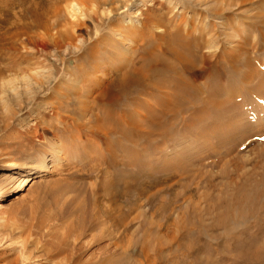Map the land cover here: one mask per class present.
<instances>
[{
    "label": "rangeland",
    "instance_id": "rangeland-1",
    "mask_svg": "<svg viewBox=\"0 0 264 264\" xmlns=\"http://www.w3.org/2000/svg\"><path fill=\"white\" fill-rule=\"evenodd\" d=\"M88 1L84 5L78 2L85 17L76 13L80 25L71 28L68 21L75 20L69 0H0V45L11 41L17 47L8 50L0 46V177L9 169L16 175V180L0 183V219L4 223L0 224V239L6 238L0 242V264H62L63 258L69 259L73 253L77 256L73 254L70 263L82 262L95 252L97 244L107 246L110 237L105 231L97 243L93 237L98 232L87 230L75 239L78 208L92 218L101 215L97 210L105 214L115 205L121 207L119 213L128 214L126 223L132 220L129 231L119 230L116 235L126 264H151L141 252L146 239L150 240L151 258L152 251L166 255L177 250L175 261L171 258L169 264L181 261L180 254L188 245L199 251L201 259H214L217 248L230 250L231 238L226 236L249 227L254 230L251 225L257 219L264 221V40L241 22L255 7L264 10V2L242 8L237 15L215 18L202 10L206 0H192L190 7L186 0ZM150 9L155 17H161L163 25L150 23L149 31L132 17ZM128 27L135 34L127 32ZM175 29L177 40L190 38L183 48L192 52L193 67L185 79L205 87L202 100L211 95L214 105L205 112L207 108L198 101L194 110L184 112L183 120H172L171 135L164 145L165 139L159 137H151L149 147L146 140L138 141L136 150L146 160L150 177L160 183L144 188L149 190L147 195L133 192L110 203L99 197L98 183L105 170L93 169L95 154L111 148L115 158L123 157L127 146L121 148L123 152H114L125 136L118 135V140L117 135L102 136L99 140L95 134L97 126L106 123L100 118L103 110L115 101L110 96L103 106L95 99L107 85L100 79L108 66L123 68L128 61L132 64L141 58L146 43L142 33L159 37L153 45L159 50L163 38H170L165 37L166 32ZM65 33L72 35L73 43L62 40ZM229 33L237 37L227 40ZM211 35L217 38L211 39ZM244 35L248 37L244 39ZM67 41L72 45L67 46ZM196 44L199 50L191 48ZM81 56L84 59L79 60ZM211 63L213 94L207 91L205 81ZM168 82L162 92L175 100L173 87L180 83L174 78ZM160 93H141L143 97L130 109L139 113L147 107L157 110ZM71 98H76V103H70ZM125 103V98L120 99V104ZM197 112L205 118H197ZM134 117L142 121L140 115ZM190 120L193 124L189 125ZM56 144L65 148L64 154H53ZM155 146L161 147L151 151ZM43 160L45 172L38 173ZM118 170L125 171L123 166ZM127 174L128 169L123 175ZM218 218H227V224L217 226ZM106 249L110 251V247Z\"/></svg>",
    "mask_w": 264,
    "mask_h": 264
},
{
    "label": "bare ground",
    "instance_id": "bare-ground-1",
    "mask_svg": "<svg viewBox=\"0 0 264 264\" xmlns=\"http://www.w3.org/2000/svg\"><path fill=\"white\" fill-rule=\"evenodd\" d=\"M60 1L66 2L68 0H60ZM69 1L72 3L69 8L72 11L74 10V13L71 15V17L73 16L72 18L75 20V22L74 21L73 22L68 21V24L72 26L71 28H73L76 25L77 26L80 25L78 20L75 19L77 16L76 13L79 14L80 17L81 16H83V18L85 17L84 13L81 12L82 10H80L81 7L79 6V4L84 5L83 4L84 2H89V1L88 0H78L79 4L76 0H69ZM109 1L111 3L115 2V0H109ZM142 1H144V0H142ZM206 1L207 2H203V6H204V8L202 9L203 12L207 16H213L215 18H219L220 16H223V15H226V16H230V15H234V14L237 15L238 12H240V10L242 8L249 7V6L255 7L258 4H262V2H264V0H206ZM106 2H108V1H105V3ZM193 2L194 1H192V0H186L185 1V3H187L186 5L188 7H190L192 4H194ZM94 3H96V2H94ZM151 5L153 6L152 3H151ZM134 6L137 7L136 5H134ZM250 12L252 15H249L250 17L245 16V18H243V20L241 22L246 27L250 28V30L251 29L254 30L256 32V37L259 40H264V10L262 8L260 9L258 7H255L253 10H250ZM33 15H34V13L32 14V16ZM137 15H136V13L133 14L132 18H136L137 21H139V22H137V21L136 22L139 25H141L142 28L144 27L146 30L150 31L152 24L163 25V20L161 19V17H155L156 13H154L153 10H151V9L149 11L147 10L146 12H142L141 14H137ZM107 22L108 21H106V24H107ZM225 22H226L225 25H228V26L232 25L233 26L232 22H230V21H225ZM150 23H152V24L150 25ZM20 24H22V23L20 22L19 24H17L18 27L22 26ZM36 25H37V22H36L35 26ZM126 30L130 34L134 33L133 28L132 29L129 28ZM22 32H23V30L19 31L17 33H18V35H20ZM14 34H15V32H14ZM3 35H5V33H3ZM34 35L37 36V34H34ZM141 35H142V36H140L141 39H143V41L146 42L144 45L145 47H143L141 49L142 50L141 58H138L132 64H129L130 61H128L126 63L127 65H125L126 67H123V68L117 67L118 69H115V67L109 68V66H108L106 68L107 71L106 72L104 71L105 72L103 75L104 77H102L100 79V82L103 81V83L107 84L106 88L103 91H100L97 96H95V99L100 101L103 104V106L108 103V101H107L108 97L110 98V96H112L111 98H113L115 100L113 102V104H111L110 107H108V109H104V110L102 109L103 112L100 115V118H101L102 122L106 121V123L105 124L103 123L104 125L101 124L102 126H100V127L97 126V128L94 130L96 136H98L97 138L100 140V138L102 136L103 137H111V136L117 135V140H118V135L119 136L121 135L123 137L125 136L124 137L125 139L122 138V139H124L123 140L124 142L119 141L117 144L118 148H115L114 152H116V151L117 152L118 151L123 152L122 151L123 149H121V148H123L125 145L127 146V147H125V148H127L125 150L126 154L124 153L126 156L124 155L123 157L115 158L112 154H110L111 148H110V150L107 149L108 151L104 148V151L105 150L107 151L105 153L103 151V152H100L99 154H98V152H96V154H95V156H96L95 161L96 162L94 161L95 162V164H94L95 168H93V169H96L98 172H103L105 170L103 172L104 175H102L103 179L98 183V185H99L98 189L100 192L99 197H101L104 200H109V202L110 203L112 202L113 204H115L116 198H119V196L120 197L129 196V195L131 196L133 194V192L138 193L139 196H142L143 194L147 195L146 192L149 190L146 191L144 188H149V189L153 188L160 181L159 180L157 182L155 179L150 177L151 172H149L150 170L147 167L146 160L142 156H140L138 150H136V145H137L138 141L146 140V142H147L146 147H149V145L152 144L150 138L151 137H159L160 139L161 138L165 139V141L163 142V145H164V144H166V138H170V135H171L170 129L173 127V123L175 122V121L173 122L172 120L177 121L178 118L183 120V114H185L184 112L186 110H194L197 107V104L199 103L198 101H200V103H201V104H199L200 106H205L207 108V110L205 112H208V108H210L211 105H214V102H213L211 95H208L207 99H205L203 97V100H202V93H203V90L205 87L200 86V84L195 83V81H193V82L188 81L184 77L185 73L190 72L192 67H193L192 52H190V49H184L183 48L184 44H187L190 41L189 36H187V38H178L179 40H177V38H174V37L178 36V30H176V29L175 30H169L168 32H166L165 37H170V38H168V40H166V38L164 40V38H163V41H162L163 43L162 44L160 43L161 45L159 44L160 49L155 50V49H153L154 48V46H153L154 41H155V39H157L159 37L153 36V34H152V36H149V37L145 36V34H143V33ZM63 36L64 37H62V40L67 39V40H70L72 42L71 37H69V36H72L71 34L69 35V34L65 33V34H63ZM131 36L132 35H130L129 37H131ZM236 37H237V34L234 36H233V34L231 35V33L225 35V38L227 40L228 39H234ZM247 37L248 36H245L244 39H246ZM210 38L215 39V38H217V36L211 35ZM16 39L19 40V36ZM173 40H175V41H173ZM13 41L15 42L16 40H13ZM32 41H34V40H32ZM70 41H67L68 42L67 44H66V42H64V43L67 46L70 44L72 45L73 42L70 43ZM171 41H173V42L171 43ZM177 41H178V43H176ZM31 43H33V42H31ZM43 43L44 42H42V44ZM55 43H56V45L59 44L57 42H55ZM14 44L15 43H12L11 41L8 42L7 44L2 42V44L0 46L2 47V49L7 48L8 50H10V49L16 50L17 47ZM122 44L125 45V43H122ZM34 46L38 47L39 44H34ZM40 46H42L41 43H40ZM189 47H191V46L189 45ZM191 48L192 49L196 48L197 50H199L200 46L198 44H196L194 47H191ZM152 49L154 50V52H152L153 51ZM123 50H125V49H123ZM107 54H108V52H107ZM108 55H109V57L111 56L110 54H108ZM169 58H171V59L169 60ZM80 59L81 60L84 59V56H81L79 58V60ZM102 61H104V60H102ZM132 61H134V60H132ZM108 62L109 61H107V63ZM205 64H208V63H205ZM207 70H209V71L207 72V78L205 80L206 81V89L208 92L213 94L212 92L214 90V84H215L214 65L211 63L209 65V67L207 68ZM160 76L163 77L164 79L159 80L158 77H160ZM165 78H167V80ZM170 78H174L176 82L180 83V85H178V84L176 85L174 83L175 86L173 87L174 88V90H173L174 97L173 98H175V100L172 98L170 99L169 96L166 95V93L162 92L165 84L166 83L169 84L168 81ZM170 84H171V82H170ZM136 89H140V91H141L140 94L136 92ZM87 90L85 93H82V94L87 95L88 94ZM152 92H161L160 96H162V100H161V104L159 105V108L157 110L152 111L151 108L147 107V108H144L142 113H139L138 112L139 110H131L130 109L132 106H134L138 103V100L140 98L143 97V96L141 97V95H143V94L146 95L147 93L149 95ZM141 93H143V94H141ZM72 96H74V94ZM74 97H76V96H74ZM122 98H125V101H126L125 104H120V99H122ZM75 101H76V98L70 99V103H72V102L76 103ZM80 103H81V101H80ZM80 103H79V105H80ZM98 112H99V110H98ZM136 114H138L142 117V121H137L138 119L136 117H134V115H136ZM197 118L202 120L203 118H205V116H203V114L197 112ZM98 119H99V117H98ZM187 123L190 125V124H193V121L190 120ZM103 141H105V140H103ZM106 145H108V144L106 143ZM153 145H155V144H153ZM59 146L57 144L55 145L54 150H53V154H54V152L58 153V151H59L58 154H60V155L65 153V150H64L65 148H59ZM104 146H105V144H104ZM161 146H159V147L155 146L151 151H154V149L160 148ZM115 147H116V145H115ZM146 147L144 146V148H146ZM106 148H109V146ZM53 154L51 153V157H53L55 159L56 157H54ZM117 156H118V154H117ZM59 160H60V158H59ZM59 160H57V162ZM45 162L46 161L43 160V162L40 163V165L38 167V171H37L38 173L45 172ZM120 166H123L125 171H127V169H128L129 175L128 174H127V176L123 175V174H125V171L118 170ZM24 168H25V166L23 165L19 169L23 170ZM106 169H109V170H111V172L112 171H114V172L109 174V171L107 173ZM10 172H13V169H9V172L4 173L2 175V177H0V183L3 181H9V182L11 181L12 182V181L16 180V177H15L16 175L10 174ZM91 189H93V188H91ZM89 195H90V193H89ZM148 195H149V193H148ZM88 197H91V196H88ZM96 198L97 197L95 196V199ZM102 206H103V204H102ZM163 206H165V204L162 205L160 209L166 208V206L165 207H163ZM119 209H121V207L119 208V206L115 205V207L113 209H111L110 212H105V214L101 213V211L97 210L98 213L101 215H97L98 217L89 218L85 213L80 211V209L78 208L79 211H77V213L78 212H80V213L75 215L76 217L74 220L75 221L74 224H75L76 230H77V232L75 233V239H77V240L80 239L84 235V232L87 230H89V232H90V230L91 231H97L98 234H96V236H94L93 239L95 242L98 243V242H100V240H102V237H104V232L106 231L105 234L108 235V237H110L109 244L107 245L108 247H110V251H107V249H106L107 246L102 247L100 244L99 245L97 244L95 252L90 253L88 255L89 257L84 259L82 262L76 260V261H73L70 263V260L73 259L72 258V255L74 254L73 253L72 255H70L71 257L67 256V257H69V259L64 257L63 259H65V262H63L62 264H126L125 259H124L125 257L123 258V252H122L123 250H122L121 246L119 245V242H118L119 239L116 235L118 234L119 230L120 231L121 230L129 231L131 229V225H132L131 221L132 220L130 222L126 223V220H128L127 219L128 214L124 215L123 211H122V213L121 212L119 213L118 212ZM160 209H159V211H160ZM164 209H162V211ZM83 211H84V209H83ZM117 212L119 213L118 215L117 214H116V216L110 215L111 218L108 217L109 213H117ZM227 220H228L227 218H218L216 225L217 226L218 225L224 226L227 224ZM1 222L2 221L0 219V224H1ZM108 223H109V225L107 226L106 224H108ZM2 224H4V223L2 222ZM253 224L254 225H251V228L253 226L254 230H253V228H252V230H250V227H249V228H246V230L243 233H238L235 236H233L234 234L232 235V237L225 235L227 240L229 238H231L230 250H227V249L224 250L221 247L217 248L216 257L214 259H211V258H205V259L202 258L201 259L199 251L192 250L191 249L192 247L190 245H188L185 249H183L185 252L180 254V256L182 257L181 261L175 262V263H170V264H224L226 261L229 262V264H264V226H263L264 221L261 219H257L255 221V223H253ZM3 227H2V229H3ZM145 227H147V230H149V228H150L147 223L145 224ZM5 230H6V228H5ZM229 232L230 231H228V235H229ZM8 234H10V233H8ZM225 234H227V231L225 232ZM12 235H13V233H12ZM12 235H10V236H12ZM5 236L7 237V235H5ZM4 239H6V238L2 237L0 239V242L2 243ZM149 243H150L149 239H146L143 242V244L141 246H143L145 250L141 251V252L145 254L144 256L147 259L151 260V262H150L151 264H169V261L171 258H172V261H175V258L177 257V255H175L177 250H170V251L166 252V255H164L161 251H152L153 252V254H152L153 258H151L150 255L148 254V253H150L149 250L151 248ZM134 245H136V244H134ZM134 245H132V247ZM67 248H68V246H67ZM56 249H58V248H56ZM71 250H73V249H71ZM54 252L51 253L53 256L55 255ZM58 252L59 251L57 250L56 253H58ZM108 252H109V255H106ZM57 255L59 256L60 253ZM74 255H76V254H74ZM186 258L191 259L190 263H188L186 261Z\"/></svg>",
    "mask_w": 264,
    "mask_h": 264
}]
</instances>
